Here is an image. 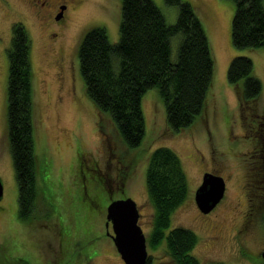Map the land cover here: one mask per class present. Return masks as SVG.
<instances>
[{"label":"rangeland","instance_id":"rangeland-1","mask_svg":"<svg viewBox=\"0 0 264 264\" xmlns=\"http://www.w3.org/2000/svg\"><path fill=\"white\" fill-rule=\"evenodd\" d=\"M152 1L168 24L176 22L177 5ZM183 1L191 2L201 18L214 62L204 115L178 132L170 130L163 98L152 87L141 99L143 138L129 150L109 116L101 115L86 94L77 55L88 28L102 27L111 43L118 41L120 0H48L46 5L42 0H0V263L125 264L107 236L108 193L135 200L147 238L154 212L145 182L147 156L167 146L179 156L188 185L170 228H187L198 236L192 254L199 264H262L264 161L254 166L264 159L257 154L264 149V48L232 45V0ZM59 3L66 5L65 16L56 24ZM16 22L24 25L31 42L38 203L37 215L28 222L18 217V186L7 137V49ZM180 38L171 40L172 60ZM235 56L252 61V75L261 83L257 117L247 122L227 80ZM206 171L224 178L225 191L217 205L203 213L194 194ZM122 183L124 194L116 192ZM74 248L76 254L68 257ZM147 252L151 264H175L165 253V240L157 248L147 242Z\"/></svg>","mask_w":264,"mask_h":264},{"label":"trees","instance_id":"trees-1","mask_svg":"<svg viewBox=\"0 0 264 264\" xmlns=\"http://www.w3.org/2000/svg\"><path fill=\"white\" fill-rule=\"evenodd\" d=\"M164 1L178 6L175 23L168 24L152 0H120L118 41L111 43L105 29L94 26L82 34L77 46L86 94L101 115L109 116L120 141L129 150L140 144L145 132L141 99L148 89H158L172 131L194 124L207 106L214 62L204 25L191 2ZM232 1V45L237 49L264 48V0ZM178 35L181 38L176 59L172 60L171 40ZM30 52L24 25L13 23L7 49V137L18 186V217L26 222L37 215L38 203ZM252 68L246 56L233 57L227 68V80L234 87L245 121L257 117L256 101L261 92V83L252 75ZM257 154L259 159L264 157V149ZM147 158L145 182L148 201L154 208L147 242L157 248L165 240V253L175 264H199L192 254L198 236L187 228H170L173 211L188 194L181 160L167 146L153 149ZM263 161L254 167L263 165ZM261 174L263 180L264 172ZM76 248L68 257L76 254ZM150 259L145 264H151Z\"/></svg>","mask_w":264,"mask_h":264},{"label":"water","instance_id":"water-1","mask_svg":"<svg viewBox=\"0 0 264 264\" xmlns=\"http://www.w3.org/2000/svg\"><path fill=\"white\" fill-rule=\"evenodd\" d=\"M224 191V178L213 172H205L194 194L199 210L210 212L221 200ZM2 196L3 184L0 179V200ZM139 217V208L131 197L113 199L106 207V219L111 222L113 230L111 237L125 264H145L148 258L147 238L139 224ZM261 255L264 264V250Z\"/></svg>","mask_w":264,"mask_h":264},{"label":"flooded vegetation","instance_id":"flooded-vegetation-1","mask_svg":"<svg viewBox=\"0 0 264 264\" xmlns=\"http://www.w3.org/2000/svg\"><path fill=\"white\" fill-rule=\"evenodd\" d=\"M48 3V0H42V5H46ZM58 8H60L59 10V13L56 15L53 16L54 18V22L56 21V24H60L61 23V20L64 18V9L66 8V5L65 4H62V3H59L58 4ZM60 14V15H59ZM207 172V171H206ZM208 172H211V171H208ZM205 172H203L204 174ZM203 176V175H202ZM124 191H125V188H124V183H122V185L118 188V190L116 192H119V193H122L124 194ZM122 198L123 197H127V195L125 196H121ZM119 197V198H121ZM118 197H115L114 196V193L112 192H109L108 193V199H109V202L113 199H116ZM93 203H95V201H93ZM105 211H106V208H105ZM140 218V217H139ZM105 225H106V229H107V236L108 238H110L112 240V237L111 235L113 234V230H112V226H111V222L110 221H107L106 219V212H105Z\"/></svg>","mask_w":264,"mask_h":264}]
</instances>
